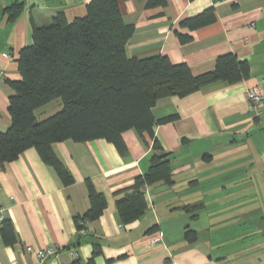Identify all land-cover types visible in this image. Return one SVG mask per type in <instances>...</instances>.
I'll return each mask as SVG.
<instances>
[{"label": "crops", "instance_id": "obj_1", "mask_svg": "<svg viewBox=\"0 0 264 264\" xmlns=\"http://www.w3.org/2000/svg\"><path fill=\"white\" fill-rule=\"evenodd\" d=\"M90 1L0 0V130L11 125L8 105L15 91L8 80L21 78L17 59L32 43V20L48 25L58 10L73 20L86 14ZM15 2H22L23 10L10 21L7 7ZM147 2L120 0L125 21L136 27L129 55H167L199 75L213 70L220 55L235 53L251 64L250 77L157 101L156 118L179 115L155 127L171 153L174 182L145 186L148 208L131 223H121L116 199L148 170L153 145L135 129L123 133L125 153L105 139L53 143L73 174L70 185L33 147L0 165V264L86 263L95 248L101 249L96 264H264V110L255 115L247 98L249 88L264 92V0H166L150 7ZM209 7L215 8L214 23L195 30L180 26ZM177 31L191 40L181 42ZM61 107L60 99L53 100L37 116L44 119ZM87 180L106 196L107 207L78 229L75 217L90 208ZM197 202L204 207L196 213L183 208ZM6 220L18 237L14 245L3 241ZM154 225L157 230L149 232ZM188 229L198 234L194 242L185 237ZM158 235L162 241L151 243ZM49 246L57 251L43 262L36 252Z\"/></svg>", "mask_w": 264, "mask_h": 264}, {"label": "trees", "instance_id": "obj_2", "mask_svg": "<svg viewBox=\"0 0 264 264\" xmlns=\"http://www.w3.org/2000/svg\"><path fill=\"white\" fill-rule=\"evenodd\" d=\"M164 5L166 0H148L147 6ZM9 20L15 21L23 10L22 2L7 7ZM217 16L214 7L184 18L180 26L195 30L212 24ZM135 24L125 21L120 0H91L86 14L69 20L58 10L48 25L32 20V43L24 46L17 59L19 80H8L14 89L8 110L11 125L0 130V165L16 160L21 153L35 148L42 160L53 166L64 185L74 183L71 171L53 150V143L72 139L75 142L105 139L121 152H126L123 133L135 129L146 141L153 140L148 155L149 168L138 175L132 186L121 190L116 199L118 216L123 224L138 220L148 208L144 187L157 182L172 184L171 153L165 152L156 137L155 127L177 120L178 114L156 118L153 107L160 98L184 97L216 81H242L251 75V64L239 60L235 53L220 55L215 68L195 75L186 63H173L167 55L131 56L127 52ZM181 42L190 34L177 31ZM60 99L56 113L39 119L37 110ZM90 208L75 217L78 229L101 217L107 207L106 196L87 180ZM120 193V192H119ZM203 202L184 205L196 213ZM196 216V214L194 215ZM157 230L154 225L149 232ZM7 245L18 242L13 224L4 221L1 229ZM185 237L194 242L198 234L188 229ZM101 253L95 248L86 263L75 259L71 264H96Z\"/></svg>", "mask_w": 264, "mask_h": 264}, {"label": "built area", "instance_id": "obj_3", "mask_svg": "<svg viewBox=\"0 0 264 264\" xmlns=\"http://www.w3.org/2000/svg\"><path fill=\"white\" fill-rule=\"evenodd\" d=\"M11 56V55H7ZM247 98H248V104H249V109L257 116H259L263 110H264V92L261 91L258 87H252L249 88L247 91ZM4 219V209H0V223ZM162 236L158 235L155 236L152 240L151 243H158L162 241ZM57 249L53 246L45 247L43 249H40L36 252L37 257L41 261H45L49 257L53 256L56 253Z\"/></svg>", "mask_w": 264, "mask_h": 264}, {"label": "rangeland", "instance_id": "obj_4", "mask_svg": "<svg viewBox=\"0 0 264 264\" xmlns=\"http://www.w3.org/2000/svg\"><path fill=\"white\" fill-rule=\"evenodd\" d=\"M54 114V113H53ZM258 186V185H257Z\"/></svg>", "mask_w": 264, "mask_h": 264}]
</instances>
